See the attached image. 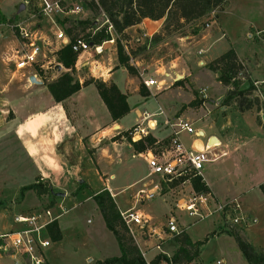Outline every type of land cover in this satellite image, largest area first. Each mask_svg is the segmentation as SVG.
I'll use <instances>...</instances> for the list:
<instances>
[{
    "label": "crops",
    "instance_id": "0c3cea01",
    "mask_svg": "<svg viewBox=\"0 0 264 264\" xmlns=\"http://www.w3.org/2000/svg\"><path fill=\"white\" fill-rule=\"evenodd\" d=\"M145 19L150 22L158 20L145 17L135 26L143 27L142 22ZM144 28L147 29L146 26ZM152 30H155L154 26ZM3 36H6L5 33L0 35L4 38ZM220 38L222 32L215 38H207L202 43L206 49L202 48L199 60H196L197 55H194L193 60L204 62V58H214L226 49L232 48L220 44L221 47L215 50V42ZM14 44L6 43L0 49V232L14 230V225L23 224L12 220L14 213H23L26 208L42 206L46 201L44 193L36 194L32 189L25 190L22 195L19 194L21 185L37 179L43 184L50 185L52 190L55 189L53 190L55 193L62 192L57 194L53 202L58 209H50L53 214L60 212V207L64 210L54 219L60 233V238L57 239L59 241L62 240L66 223L59 218L83 201L91 200V195L102 188L109 190L118 209L124 210L132 206L121 208L115 193L125 186L143 184L141 179L145 173L140 172L142 161L144 162L139 153L141 150H136L130 143L141 139H130L127 134V129L139 121L143 113H148L150 126L147 135L153 139L166 138L170 131L166 121L179 116L188 120L195 128L192 135L185 131L179 132V138L184 145L197 150L210 145L213 152L219 154L216 159L206 162L201 169L205 192H209L215 199L234 198L240 209L247 214L257 208H264V195L258 186L264 181V112L261 108L253 106L250 102L248 106H242L230 100L231 98L224 102L219 101L223 93L213 101L214 105L205 104L203 101L195 106L185 105L181 108L180 105L179 107L174 104L165 105L164 99L171 87H174V94L178 96L181 83L175 81V76L177 74L182 77L189 76L192 67L180 59L175 62L178 56L169 60L170 65L163 71L162 77L154 78L156 84L148 87L141 85L143 90H139L138 82V77L143 76L141 71H138V76L130 74L124 66L108 70L102 79L113 82L125 95L129 106L126 113L115 119L111 118L97 90L94 101L87 100L85 90L94 86L92 82L79 84L78 89L61 100H55L48 91L44 100L38 99L37 103H31L28 96L29 88L42 84L47 89L43 81L25 82L23 85L19 83L13 87L10 86V82H4L5 78L7 81L26 80L25 76L22 77L24 70L18 74L12 65L1 60L3 51ZM55 52L52 54L56 65L53 77L64 68L55 59ZM92 75L97 76L93 73ZM182 82L185 83L184 80ZM165 83V90H161ZM38 88L35 87L36 92L39 91ZM151 92L158 96L154 108L145 103ZM161 98L163 99L160 101ZM31 105L35 106L29 112L28 108ZM158 110L161 112L156 113ZM130 112L132 121L126 123L125 116ZM141 121L142 125H145V118ZM158 123L164 124L167 128L166 133L158 134L159 131L154 130ZM181 132H184L183 137L180 136ZM125 136L129 140H126ZM117 166L120 167L118 171L126 168L133 172L130 182L117 185L114 184L115 181L112 183L114 178L119 176L118 171L116 172ZM90 175L96 179V186L92 185ZM172 185L174 183H171ZM78 186L82 188L76 190ZM86 187L89 188L88 191ZM85 190L86 194L81 196ZM178 196H175L174 201ZM93 233L91 239L93 244L84 252L80 264H87L89 257L103 259L119 254L118 246L116 252L102 250L97 243L98 234ZM4 256H9L13 260L8 250L0 249V264H3ZM46 262L45 260V264H49Z\"/></svg>",
    "mask_w": 264,
    "mask_h": 264
},
{
    "label": "rangeland",
    "instance_id": "374dc122",
    "mask_svg": "<svg viewBox=\"0 0 264 264\" xmlns=\"http://www.w3.org/2000/svg\"><path fill=\"white\" fill-rule=\"evenodd\" d=\"M71 1L73 0H63V3L70 4ZM76 1L82 5L83 11L76 14L70 13L68 16H55L57 26L65 29V27L70 25V21L63 20V17L64 19H86L88 27L83 28V23L76 26L74 31L78 35L87 39L89 36H93L98 28L105 26L107 31L108 29L110 30L109 38L114 39L110 42L105 41L102 44L103 50L99 54H96L93 48L82 52L76 65L71 68H62L58 75L48 80L42 79L43 83L46 84L53 81L66 72L70 76V81H77L81 85L92 82L95 86V80H103L102 77H105V73L108 70L119 66L123 67L120 64L121 62H118L115 53V43L116 40H119L126 55L124 63L130 65V68L127 69L132 75H138V71H141L144 77L159 79L163 76V71L168 69L169 60L176 56L178 57L175 62L180 59L182 62H187L192 66L189 70V76H175V81L181 83L178 88L179 93L178 96H175L174 87L168 90V95L164 99L167 106L174 104L176 107L180 105L181 108L185 105L195 106L202 101L205 104L214 105L213 101H216L217 96L223 93L219 98V101H221L226 91L236 83L244 90L235 92L230 100H234L237 104L240 102L242 106L250 102V104L256 105L257 108H261L264 112V0H225L220 7L212 9L197 20L177 24L172 20L166 22L164 17L158 18L155 22L145 19L142 22L143 27L139 26L138 28L133 24L127 26L123 33L115 32L102 12H93L84 5L82 0ZM20 2L23 3V8L18 10L17 7ZM9 18L12 21H9ZM19 19L40 28L42 33L50 38L51 44L43 47V51L46 54L44 59L53 60L51 57L53 52L49 49L54 48L56 45L53 35L56 27L48 17L37 9L35 0H0V35L2 33L6 35L5 37L3 36L4 38L0 37V49L6 43H15L13 34L16 32V28L12 23ZM58 21L61 23L59 24ZM165 23L166 26H164ZM153 26L155 30H152ZM220 32H222V38L215 42V50L221 47L220 44L232 47L241 65V68L238 69L235 76L227 84H222L217 80L216 71L207 66L213 58H204V62L196 61L197 59L199 60L203 49H206L205 46H202V43L209 37H217ZM11 38L13 40L9 41ZM194 55H197L195 61L193 60ZM54 57L56 59V54ZM17 70L15 72H18V74L23 70L25 72L24 68ZM44 71L43 74L50 75L53 72L51 67L44 69ZM92 73L97 76H93ZM183 80L185 83L182 82ZM11 81H7L5 78L4 82H10L11 87L19 83L23 85L25 82H30L24 79ZM103 81L106 84L111 82L108 80ZM138 82L139 90H143L141 85L146 86L140 77H138ZM165 85L166 83L160 89L165 90ZM94 86L85 90L87 91V100L90 102L95 99L96 89ZM35 87H39V91L36 92ZM28 91L31 103H37L38 99L44 100L48 95V90L42 84L30 87ZM157 97L151 92L145 99V103L149 107L154 108ZM34 106L31 105L28 111H32ZM125 120L127 121L126 123L132 121V112L125 116ZM154 128L155 131H159L158 134L161 132V134L166 133L167 130L164 124L160 125L159 123ZM183 133L181 132L180 136L183 137ZM125 138L129 140L127 136ZM145 138L139 141L146 147L151 142L146 143ZM164 139L161 140V143L164 142ZM143 163L142 161L140 166V172L145 173L141 179L142 186L136 183L131 186H125L122 190H118L115 193V198L121 208L132 205L130 207L133 210H137V212H141L148 217L147 225L145 224L142 228L133 226L138 237V244H135L133 240L132 243L137 247L143 259L150 261L158 253L168 256L175 249L176 243L172 239V233H169L165 226L168 213L174 215L178 230H185L191 240H203L199 246L197 257H194L188 264H246L233 235L228 232L231 229L240 232L257 250L264 251V208H257L247 214L240 209L234 198L215 199L209 192L201 191L205 194L208 193V195L206 194V200L210 213L202 204L200 209L202 218L189 216L184 210L174 207L173 202H175L174 198L176 195H179L177 199L181 200L187 197L189 191L192 192L190 189L194 190L191 180L190 186L189 184L185 186L184 184L176 185L174 183V185L168 187L166 182L159 178V175L149 174L146 165ZM119 168H116V172ZM117 173L119 176H116L112 181V183L115 181V185L128 183L133 177V172H129L126 168L121 169ZM1 174L4 175V172L1 171ZM90 177H92V185L96 186V179L94 176L90 175ZM157 181H159L160 190L152 197H144L145 192L141 194L140 198L135 195L138 188H143L146 191ZM79 187L76 190L82 188ZM88 190L89 188H87ZM59 191L63 190L59 189ZM84 192L81 196L86 194V190ZM57 194L54 191L52 194L44 193L46 201L40 207H49L51 210H57V206L53 205L55 197L58 196ZM90 199L83 201L59 218L61 221L66 222L63 228L62 240L51 239L47 228V232L42 230V235L48 239L49 243L41 249V252L49 264H80L83 260L84 252L89 250L91 248L90 245L93 244L91 241L93 232L98 234L99 240L97 243L102 250L116 252L117 244L115 238L104 226L100 212L94 200H92L93 197ZM217 205L225 206L217 208ZM33 208H26L24 211L27 212ZM62 208L60 207L59 211ZM205 213L207 214L205 215ZM24 226V223L16 224L13 228L19 229ZM143 231H145V234L141 235ZM217 259L220 262L215 263ZM95 260L89 257L87 264H93ZM2 262L3 264H15L14 259L12 260L9 256H4ZM18 263L25 264L19 257ZM155 264L169 263L161 258Z\"/></svg>",
    "mask_w": 264,
    "mask_h": 264
},
{
    "label": "built area",
    "instance_id": "2783aa9c",
    "mask_svg": "<svg viewBox=\"0 0 264 264\" xmlns=\"http://www.w3.org/2000/svg\"><path fill=\"white\" fill-rule=\"evenodd\" d=\"M35 1L37 9L48 17L51 23L56 27V30L53 32L56 45L54 48L49 49L51 52L56 51L63 44L69 43L70 49L75 52L76 63L82 52L93 48L94 52L99 54L103 50L102 44L105 41L110 42L114 39L108 38L99 43H92L84 39L81 35H77L69 40L63 29L57 26L54 17L68 16L70 13H81L83 11L82 5L76 0L71 1L70 4L63 3V0ZM12 25L16 28L14 34L15 44L3 51L1 60L6 64L12 65L15 70L24 68L26 72H23L22 76H25L27 81H29L30 75L39 81L52 78L53 72L56 71V65H54V60L44 59L46 54L43 51L44 45L51 44L52 41L50 38L46 34H43L40 28L23 22V20H16ZM108 31L110 30L108 29ZM49 67H51L53 71L52 74H43V72H45L44 69ZM141 81L147 87L156 84L155 79L152 77L141 76ZM158 87L157 84V88ZM160 112L161 110H158L156 113ZM144 118L146 120V126L142 125L141 120ZM148 118V113H143L140 120L134 122L133 125L127 129V134L130 139H143L146 137L147 129L150 126ZM166 122L170 127V131L164 139V142L161 143L162 139H153L151 143L144 147L139 153L146 164L148 173L159 175V178L166 182L168 187H171V183H175L176 185L184 184L185 186L189 184L190 186V177L193 175H199L201 177V169L204 164L216 159L219 154H215L210 145H205L204 148L199 150L184 145L179 138V132L185 131L189 134L195 133V128L188 120L177 116ZM159 190L160 184L159 181H157L153 186L146 189V191H144L143 188H138L135 195L140 198L141 194L145 192L144 197L150 198L158 193ZM190 190L192 192L189 191L187 197L181 200H175L174 207L184 210L189 216L202 218V214L200 213L202 204H204L203 207L209 212L206 200L208 193H206V195L201 191ZM223 206L217 205V208H222ZM63 211L64 210H61L57 214H52L49 207L39 206L24 213H14L12 215V220L17 223H24L25 226L19 229L0 232V249L8 250L15 264L18 263V257L24 261L25 264H44L45 258L41 249L48 245L49 241L42 235V230L46 231L47 225ZM118 212L128 233L131 235L135 244H138V237L135 234L133 226L142 228L147 223L148 217L141 212H137V210H133L131 207L124 210L118 209ZM206 214L207 213H205V215ZM165 226L169 233L173 234L179 231L172 213H168L166 216ZM144 234L145 231H143L141 235ZM144 261L146 264H151L148 259H144ZM218 262H220L219 259L215 260V263Z\"/></svg>",
    "mask_w": 264,
    "mask_h": 264
},
{
    "label": "trees",
    "instance_id": "16d2710c",
    "mask_svg": "<svg viewBox=\"0 0 264 264\" xmlns=\"http://www.w3.org/2000/svg\"><path fill=\"white\" fill-rule=\"evenodd\" d=\"M84 5L93 12H102L110 23L115 32L123 33V30L130 25L140 22L143 18L158 19L164 17L167 22L174 21L177 24L181 22H189L200 19L214 8L220 7L225 0H82ZM9 21L10 18L8 19ZM70 21V25L65 27L63 31L67 34L69 40L77 36L74 31L76 26L82 25L83 28L88 27L86 19H64ZM62 21V19H61ZM59 24L61 23L58 21ZM166 26V23L164 24ZM110 37V31L105 26L97 29L93 36L87 38L92 43H99ZM115 53L118 62H121L126 69L130 65L124 63L126 55L123 52L122 44L119 40L115 43ZM56 60L64 67L71 68L75 62V52L70 49L69 43L60 46L56 52ZM208 67L216 71L217 80L222 84H227L235 76L241 65L236 58V54L232 48H228L208 64ZM128 70V69H127ZM95 88L105 107L107 108L112 119L118 118L129 109L125 100V95L119 91L113 82L105 83L103 80H95ZM46 87L51 96L55 100H61L71 92L79 88L77 81H70L68 73H62L57 79L46 83ZM239 84L233 85L228 89L222 98V102L232 98L237 91H242ZM241 105V103H238ZM249 102L245 106H248ZM146 143H150L153 138L148 136L145 138ZM132 146L140 151L145 146L140 141H130ZM192 187L195 191H204L206 187L199 175L190 177ZM82 186V185H81ZM80 186V187H81ZM259 189L264 195V181L259 185ZM79 187V188H80ZM32 189L36 194L53 193L50 185L41 183L38 179L19 187V194ZM91 197L97 205L102 216L103 222L107 229L113 234L119 254L106 256L103 259H96L93 264H146L140 256L137 247L132 243V237L128 233L124 225L118 209L112 196L106 188L94 192ZM48 235L51 239H59L60 233L56 222L53 220L47 225ZM236 241V244L245 258L246 264H264V251L257 250L240 232L229 230ZM172 239L176 243L175 249L170 255L158 253L151 260V264H155L159 259H165L169 264H187L198 255L199 246L203 240H191L183 229L172 234ZM161 254V255H159Z\"/></svg>",
    "mask_w": 264,
    "mask_h": 264
},
{
    "label": "water",
    "instance_id": "95a60500",
    "mask_svg": "<svg viewBox=\"0 0 264 264\" xmlns=\"http://www.w3.org/2000/svg\"><path fill=\"white\" fill-rule=\"evenodd\" d=\"M22 8H23V3L20 2V3L18 4L17 9L20 10V9H22ZM64 42H65V40H64ZM178 76H180V74H177L176 77H178ZM29 81H30V82H34V83H39V82H40L39 80L35 79L32 75L29 76ZM58 193L62 194V192H58Z\"/></svg>",
    "mask_w": 264,
    "mask_h": 264
}]
</instances>
